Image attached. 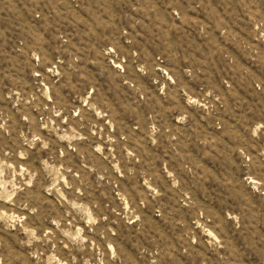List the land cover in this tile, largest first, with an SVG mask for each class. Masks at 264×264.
Segmentation results:
<instances>
[{
    "label": "rangeland",
    "instance_id": "374dc122",
    "mask_svg": "<svg viewBox=\"0 0 264 264\" xmlns=\"http://www.w3.org/2000/svg\"><path fill=\"white\" fill-rule=\"evenodd\" d=\"M0 264H264V0H0Z\"/></svg>",
    "mask_w": 264,
    "mask_h": 264
}]
</instances>
